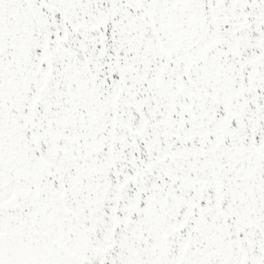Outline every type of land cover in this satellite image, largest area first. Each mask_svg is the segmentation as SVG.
<instances>
[{
	"label": "snow or ice",
	"instance_id": "1",
	"mask_svg": "<svg viewBox=\"0 0 264 264\" xmlns=\"http://www.w3.org/2000/svg\"><path fill=\"white\" fill-rule=\"evenodd\" d=\"M0 264H264V0H0Z\"/></svg>",
	"mask_w": 264,
	"mask_h": 264
}]
</instances>
